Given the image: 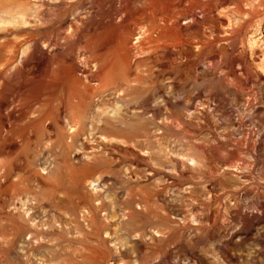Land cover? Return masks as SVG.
I'll list each match as a JSON object with an SVG mask.
<instances>
[{
  "label": "rangeland",
  "instance_id": "obj_1",
  "mask_svg": "<svg viewBox=\"0 0 264 264\" xmlns=\"http://www.w3.org/2000/svg\"><path fill=\"white\" fill-rule=\"evenodd\" d=\"M213 1L215 12L209 23L213 38H231L219 47L217 60L202 62L196 74L190 66L197 59L194 55L190 61L158 68V77L166 80L170 90L169 78L211 75L217 64L221 70L215 79L230 70L236 78L250 82L249 91L227 92L223 105L215 100L209 108L196 105L186 111L189 121L177 126L150 124L147 134L120 129L108 141L90 123L87 133L67 147L66 139L56 137L51 129H36L30 118L40 104L33 109L16 96L21 76L14 73L22 65L9 67L11 55L0 56V89L8 79L4 78L11 76L9 91L3 94L8 102L5 111H16L11 115L12 134L17 131L21 145L0 156L13 173L10 181L0 184V264H198L196 253L201 254L199 249L206 242H199L195 250L184 248L181 242L200 234L202 230L196 228L204 224L217 233L209 241L215 247L225 245L215 254L230 264H264V0H247L242 7L238 0ZM15 2L22 4L28 16L35 10L41 12L38 26L19 34V39L33 37L41 41L44 51L50 37L55 40L65 33L75 14L85 18L80 25L86 26L92 7V0H0V43L16 37L2 30L22 17ZM191 5L192 1L187 4ZM197 13L203 17L201 10ZM235 31L241 33L240 39ZM75 38L77 52L81 42ZM34 40L21 51L30 55ZM60 41L64 43L65 37ZM215 51L216 47H210L204 54L211 56ZM43 67L32 65L29 77ZM200 91L184 89L173 101L181 102ZM212 93L215 90L204 91L201 99ZM131 107L132 96L108 91L96 98L92 114L96 124L103 125L108 118L118 119L133 111ZM182 110L177 107L174 112L180 115ZM80 171L96 173L98 181H76L72 173ZM236 197L247 198L243 214L254 219L226 228ZM20 210L32 218H20ZM193 216L201 222L192 221ZM158 230L164 234H157Z\"/></svg>",
  "mask_w": 264,
  "mask_h": 264
},
{
  "label": "bare ground",
  "instance_id": "obj_2",
  "mask_svg": "<svg viewBox=\"0 0 264 264\" xmlns=\"http://www.w3.org/2000/svg\"><path fill=\"white\" fill-rule=\"evenodd\" d=\"M191 1L193 5L187 6ZM245 1L247 0H238V5L242 7ZM212 2L214 1L92 0V7L86 26L80 25L82 21H85V18L83 19L80 14H75L69 22L65 33H59L55 40H52L54 37H50L51 40L47 44L48 50L46 51L43 50V46L40 44L41 41L34 40L33 37L19 39V36H21L19 34L38 26L41 21V12L35 10L28 16L26 9L22 8V4L15 2L14 6L19 9L22 17L8 23L15 24L13 27L2 29L5 35L10 34L16 37L0 43V56L9 54L8 56L10 57L11 55L10 59L7 57L9 59V67L10 65L13 67L14 63L15 65H22L21 68H18V73H14L17 77L21 76L17 83L16 96L19 97L18 99L23 97L25 104L32 105L33 109L36 103L40 104L37 111H35V116L30 118L36 124V129H51L55 132L56 137L60 136L62 139H66L64 143L67 147L72 146L76 137L81 133H87L90 123L96 125L98 132L108 141L113 137H111L112 132L120 129L130 130L132 133L143 132L144 134L145 132L147 134L146 129L150 124L155 126H177L182 124L181 121L184 120L186 122L189 119L190 113L188 114L186 111L194 106L201 105L209 108L214 100L219 105H223L225 101H228L227 92H241L249 88L250 82L248 80L243 81L236 78L235 73L233 72V74L230 70L224 75H220L219 79H215L214 75H216L218 70H221V65L218 66L217 64L214 66V73L212 72L213 74L211 73V75L193 74L194 76L191 78H188L187 75L185 76L187 78L176 75L171 77V79L169 78L170 90L165 87L166 80L158 77L160 75L158 68L160 69L169 64L172 65V63L185 62L194 55H196L197 59H193L196 61L190 65L194 73L199 71L198 68L202 62L206 60L214 62L217 60L221 51L219 47H222V43H226L231 38H220L221 36L213 38L214 30L209 25L215 12ZM198 9L203 13L201 18L198 16ZM185 21L187 23L184 24ZM26 24H31L32 26H25ZM238 32L235 31L237 33L235 34L236 38L239 37ZM0 34L2 33L0 32ZM230 34L234 36L232 31ZM62 37H65L64 43L60 41ZM74 38L81 42V45L77 47H80L77 52L74 47ZM83 38L85 39L83 40ZM33 40L35 43L30 55L26 54L25 49L21 51L25 44H31ZM134 40H136V43ZM210 47H216V51L212 52L211 56L205 55V51ZM20 52H23L21 58L19 57L21 55ZM18 61L20 63H17ZM32 65L35 67L43 65L44 67L40 73L31 78L29 75ZM246 67L243 69L247 70ZM4 70L2 73H5ZM22 74L26 76L24 77ZM233 75L235 78L232 80L231 77ZM9 77L6 76L4 78V80L8 79L0 89V156L6 153L8 149L21 146L19 145L20 140L17 139L18 136L15 137L17 131L14 135L12 134L11 120L14 118L11 115L13 112L6 113L5 111L8 102L3 94L9 91ZM119 78L123 81H120ZM198 88L201 90L198 95H192L181 102L173 101L179 91L188 89L193 93ZM214 90L215 93L208 96L204 95L206 97L201 99L204 91ZM108 91L124 92V94L132 96L133 107L131 108L133 111H127V114L118 119L108 118L103 125H98L94 120V114H92L93 108L96 98ZM180 104L182 105L180 106ZM23 106L25 107V105ZM177 107H180V110L183 109L180 115L175 114V108ZM22 111L24 110L22 109ZM31 126L29 125V127ZM53 138L54 136L51 139L55 140ZM67 139H71V141L69 142ZM57 142H59V139ZM72 175L76 181H90L91 183L98 181L95 179L96 173L92 171L73 172ZM12 178V169L7 167L0 158V184L8 182ZM11 182L13 184V181ZM16 184L15 186H17ZM9 186L12 187L14 185ZM9 186L8 188L10 189ZM15 186L13 187L14 189ZM11 191H13L12 188ZM236 198L235 204L231 206L229 211L231 222H226V228H232V223L234 222L242 221L245 224H249L254 219L243 214L247 198ZM14 199L16 198L14 197ZM20 208L23 209V207ZM86 212L90 215L92 211L88 209ZM13 213L15 214L16 212ZM18 214L21 216L20 218H32V216L27 217L21 210ZM191 219L192 221H200L198 216H193ZM196 229L202 230V232L191 237L186 236L180 242L184 248H191L192 250L198 247L199 242H206L199 249L201 254L196 253L198 264H230L219 253L215 254L217 249L222 250L225 245L215 247L209 241L216 237L217 234L213 227L204 224V227L198 226ZM157 234L161 235L164 232L158 230ZM153 238L156 240L155 236ZM9 242H13V239ZM5 251H7L6 255L9 254L8 250ZM5 251H3V254L1 253L3 259L6 258ZM172 256L173 254L169 253L167 258L171 259Z\"/></svg>",
  "mask_w": 264,
  "mask_h": 264
}]
</instances>
